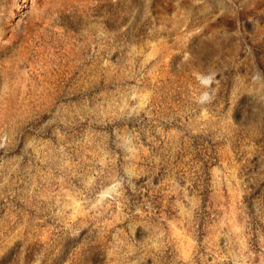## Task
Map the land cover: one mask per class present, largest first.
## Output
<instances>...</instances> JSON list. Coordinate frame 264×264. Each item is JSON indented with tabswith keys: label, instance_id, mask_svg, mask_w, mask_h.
Returning <instances> with one entry per match:
<instances>
[{
	"label": "rangeland",
	"instance_id": "374dc122",
	"mask_svg": "<svg viewBox=\"0 0 264 264\" xmlns=\"http://www.w3.org/2000/svg\"><path fill=\"white\" fill-rule=\"evenodd\" d=\"M0 264H264V0H0Z\"/></svg>",
	"mask_w": 264,
	"mask_h": 264
}]
</instances>
